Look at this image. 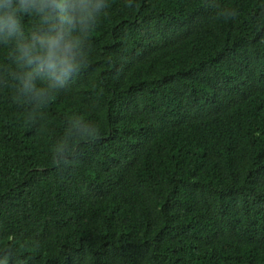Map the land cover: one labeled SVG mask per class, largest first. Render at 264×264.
Returning <instances> with one entry per match:
<instances>
[{"label": "trees", "instance_id": "1", "mask_svg": "<svg viewBox=\"0 0 264 264\" xmlns=\"http://www.w3.org/2000/svg\"><path fill=\"white\" fill-rule=\"evenodd\" d=\"M104 4L39 99L0 45V264H264V0Z\"/></svg>", "mask_w": 264, "mask_h": 264}, {"label": "clouds", "instance_id": "2", "mask_svg": "<svg viewBox=\"0 0 264 264\" xmlns=\"http://www.w3.org/2000/svg\"><path fill=\"white\" fill-rule=\"evenodd\" d=\"M104 0H0V45H10L9 58L18 88L39 99L79 67V58ZM36 27L26 33L25 21Z\"/></svg>", "mask_w": 264, "mask_h": 264}]
</instances>
